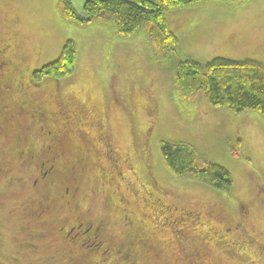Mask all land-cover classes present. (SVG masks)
Instances as JSON below:
<instances>
[{
	"label": "rangeland",
	"instance_id": "1",
	"mask_svg": "<svg viewBox=\"0 0 264 264\" xmlns=\"http://www.w3.org/2000/svg\"><path fill=\"white\" fill-rule=\"evenodd\" d=\"M72 2L79 13L86 15L84 4L87 0ZM57 3L58 0H0V53L3 51L0 57L5 56L15 67L13 72L6 73L10 75V81L4 85L0 79V92L9 87L8 97L12 102L27 93V98L43 99L44 105L50 107V98L55 91L53 83L72 84L82 99L98 100L102 108L105 104L108 112L106 130L110 136H117L122 149L134 148L136 152H139L135 144L137 135L132 125L140 127L145 125V120L143 123V117L132 120L131 115L138 114V117L147 113L145 106L153 105L150 109L160 112V122L151 134L150 159L156 179L165 186L166 203L200 211L209 223L212 221L218 227L216 237L223 236L219 243L206 238L203 239L206 242L201 243L203 236L190 234L200 243L193 248L204 250V245L210 252L207 258H217L222 264H241L238 258L244 261L243 264H249L250 253L259 250L251 247L253 240L262 242L264 238V119L253 110L237 114L226 107H212L202 97L182 101L173 88L174 72L168 62L152 49L144 33L122 40L115 37V30L104 25L79 28L67 24L61 19ZM176 13L170 12L175 16L174 20L177 19L171 27L183 36L179 44L181 58L206 63L220 56L234 60L253 58L264 63V0H212L201 7H190ZM180 22V27L176 26ZM69 38L79 43L76 69L70 77L60 81L46 77L38 82L42 85L36 88L33 72L58 59ZM66 105L63 104L64 116L68 117L71 114ZM57 123L64 124L66 129L72 128L67 120L59 119ZM40 125L41 121L36 118L21 119L12 126L13 132L7 130L6 135L0 138V163L4 164L0 165L1 169L4 168V173L0 170V264H69L65 253L55 250L46 233L39 236V230H33L35 222L23 217L22 206L35 196L29 190L33 188L29 187L25 192L8 186L9 177L20 175L22 171L23 149L31 138L36 144L38 137L44 136ZM18 136L20 140L17 142ZM71 136L79 138L74 131ZM162 139L191 144L197 150L199 161H211L228 169L234 180L231 189L217 191L203 181L175 177L162 160ZM83 142L90 148V141ZM98 142L105 146L102 141ZM82 145L72 141L71 152L78 158ZM138 157L134 160L135 169H144V161ZM89 160L86 166H79L82 171H76L75 168L79 170L78 163L74 167L75 182L80 181L81 186L78 193L80 205L93 216L111 221L110 229L117 240L125 239L131 231H144V225L153 231L158 229L155 233L157 241L148 240L149 248L145 254L149 256L154 252L155 256L157 252L165 258L170 255L171 264H181V261L187 264V258L181 260L179 255L183 252L181 244L188 233L181 223L189 219H174L176 225L172 226L166 222L164 214V217L160 216L162 213L156 205L141 202V195L148 196L143 188L148 189V184H151L148 180L146 183L143 174L141 182L145 185L140 184L137 191L126 184L128 189H132L131 193H125L128 194L126 197L130 201L135 200L128 216H124L123 209L119 208L120 203H124L123 199L120 201L122 197L116 195L119 207L111 204L107 207L106 190L118 194L117 184L120 185L121 180L117 176V168L116 176L111 169L112 179L108 175L103 180L99 177L98 168L103 173H107V169L99 161ZM122 169L138 182L135 174ZM24 172L26 175L30 171L23 169ZM77 172L82 175L81 180ZM2 191L7 195L1 194ZM247 238L252 239L250 247L234 252L233 239L243 242ZM150 247L158 250L152 251ZM192 262L198 263L197 260ZM256 264H264V258Z\"/></svg>",
	"mask_w": 264,
	"mask_h": 264
},
{
	"label": "trees",
	"instance_id": "2",
	"mask_svg": "<svg viewBox=\"0 0 264 264\" xmlns=\"http://www.w3.org/2000/svg\"><path fill=\"white\" fill-rule=\"evenodd\" d=\"M211 1L212 0H87L84 4L86 12V15H84L78 12L72 0H58L57 10H59L62 21L67 24L71 23L79 28L104 25L111 30H115V37L118 39L125 40L141 32L144 33L147 39H149L152 49L155 50L158 56L164 61L168 62L171 70L174 72L173 88L182 101H191L197 97H202L212 107H226L237 114L245 110H253L264 119V63L262 61L253 58L234 60L228 57L216 56L211 61L201 63L193 59H183L179 55L181 38L178 37L176 31L171 27L175 16L173 17L170 15V12L176 11L178 13L179 10L190 9V7H201ZM78 58L79 43L75 39L69 38L61 50L58 59L48 62V64L43 65L40 69L33 72L32 77L34 82L38 84L39 81L49 76L59 81L60 79L70 77L71 73L76 69ZM63 87L66 92L73 89L72 84L70 85L66 82L63 84ZM150 112L153 113L156 111L155 109L154 111L147 110V113L139 114L137 117L138 119L143 117V119H141L142 123L145 120V125H142V127L148 125ZM158 113L160 112L158 111ZM40 138L46 140V136ZM40 138L38 137L37 146L41 143ZM34 143V138H31L28 145ZM151 143L150 140L148 149L151 147ZM160 149L162 152V160H164L166 167L179 179L186 180V178H189L195 181H203L208 185L210 184L211 187L217 191H229L234 184L231 172L222 165L211 161H199L197 159V150L191 144L173 143L162 139L160 142ZM82 150L84 154L90 152L89 155L86 153L88 157L90 156V159L96 162L99 161L104 168H110L108 170L112 169L115 175V168H117L115 162H111L112 165L110 163L108 164L107 157L105 155L102 157V152L92 150L89 147L86 148V150ZM100 158L101 161L99 160ZM117 172H119V168L116 169V173ZM129 173L135 174L138 182H135L132 177L130 178L128 173H126L128 179L124 180L120 177V185L117 184L119 186L117 191L118 194L112 190H106L107 196L112 194L111 201L116 202L117 196L120 198L123 197L121 193H131L133 188L137 191V187L140 184L145 185L141 182L143 174L146 178V183L151 181V184H148L150 186L148 189L143 188L142 190L148 196L141 195V199L138 195L141 202L144 204L149 202L156 205L158 211L162 213L160 216L162 215V217H164V214L167 219L166 222L172 226L176 225L174 219H189L181 223L186 227L188 233L182 241V248H180L183 252L179 255V259L184 260L187 258V264H193L192 260H197V264H222L216 260L217 258H207L210 252H207V248H205L203 244L204 250L193 248L195 244H200L198 241L193 240L192 235L194 234L201 237L203 236L201 243L205 240L210 241L211 239H214L218 243L222 240L223 236L221 237V235H218L220 237H216V229L218 227L214 226L212 221L209 223L205 219L204 214L200 211L189 208L184 209L177 204L166 203L165 186L159 182V184H156L152 181V176L149 175V172H147L145 168L136 170V172L130 170ZM103 175L106 178L108 177L107 173H103ZM126 181L134 184L131 190L128 189L126 185L128 183H126ZM134 201H130L127 198L126 203H129L128 206L132 207V205H135ZM121 204L123 205V203ZM106 206H109L108 203ZM84 211L87 212L86 208H84ZM191 222H195V224ZM157 232L158 229H156V233ZM152 238L156 240L155 235L152 236ZM204 238L206 239L203 240ZM251 242V238H247V240L244 239L243 242H238V240L233 239L232 245L234 252L237 253L239 250H245L246 247L249 248ZM253 244L251 247L255 249L258 247L259 250H255L256 252L253 250V252L250 253V256H248L250 257L249 264H256V262H260V258H264V254L262 253V248L264 249V238L262 242L258 239L253 240ZM234 246L236 249H234ZM233 250H231V252H233ZM238 260L239 263L241 262V264H243L244 261L242 259L238 258Z\"/></svg>",
	"mask_w": 264,
	"mask_h": 264
},
{
	"label": "flooded vegetation",
	"instance_id": "3",
	"mask_svg": "<svg viewBox=\"0 0 264 264\" xmlns=\"http://www.w3.org/2000/svg\"><path fill=\"white\" fill-rule=\"evenodd\" d=\"M8 61L5 56L4 58L0 57V79L4 81H2L4 85L10 81V75H6V73L15 70V67ZM8 76L9 78H7ZM39 85L42 84H34L36 88ZM53 88L55 91L50 98L52 99L50 107L44 105L43 99L33 100L32 96L27 98V93L12 102L8 97L10 96L9 87L0 92V116L4 117H0V138L6 135L7 130L13 132L12 126L21 119H28V117L41 121L40 128L46 136V140L40 138L41 143L38 146L26 144L27 147L21 153L24 163L20 166L22 170L20 175L9 177L8 186L11 188L15 187L14 189L27 192L29 187H32L33 189L29 190L35 193L32 199L23 204L21 209L23 217L35 222L36 227L33 230H39V236L43 237L46 233L49 242L55 246V250L65 253L66 261L69 264H171L170 255L165 258L157 252L155 256L154 252L149 256L145 254V250L149 248L148 240L155 241L152 236L155 235L156 230L153 231L152 228L144 225V231L139 233L134 230L127 233L125 239L117 240L110 229L111 221L95 217L84 211L79 202L78 193L81 186L79 185L80 181L75 182V169L82 171V167L79 166H86L90 160L86 153L81 152V156L78 158V155H73L71 152L72 141L83 143L82 149L85 150L87 143L83 141H90V148L93 150L95 147V151L102 152V157L104 155L107 157L108 164L112 165L115 162L117 169L119 168L117 176L124 180L128 177L122 168H125L126 172L130 170L136 172L134 160L139 156L138 160L144 161L145 170L152 176V181L157 184L158 180L153 172L150 159L151 147L149 149L148 147L151 134L160 122L158 110L150 112L147 126L132 125L133 132L137 135V141L134 140L135 143L131 138V142L136 144L139 152L132 151L134 148L124 150L121 148L117 136H110L106 130L108 112L105 104L102 108V104L98 100L82 99L75 89L66 92L61 83L54 82ZM63 104H67L71 116H64ZM150 106L145 107L149 111H154L153 108L150 109ZM131 117L132 120L137 119L136 114H132ZM59 119L67 120L69 127L72 126L71 130L66 129L64 124L63 126L59 125L57 123ZM72 131L78 133L79 138L75 139V136H71ZM19 140L18 136L17 142ZM98 140L102 141L105 146L102 147ZM75 163H78L79 170L74 169ZM0 165L4 164L0 163ZM23 169L30 172L25 175ZM0 170L1 173H4V168L0 167ZM98 171L100 179L104 180L103 172L100 168ZM107 174L113 175L111 170H108ZM78 175L81 180L82 175L80 173ZM126 182L130 187H134V184ZM1 194L7 195L5 191H2ZM111 195L107 196V203L119 207L116 202L111 201ZM127 195L121 193L123 197L120 199V201L122 199L125 201L119 207L123 209L124 216H128L127 213L131 209L128 206L129 203H126ZM113 200L115 201L114 197ZM150 250L158 249L150 247ZM181 264L184 263L181 262Z\"/></svg>",
	"mask_w": 264,
	"mask_h": 264
},
{
	"label": "crops",
	"instance_id": "4",
	"mask_svg": "<svg viewBox=\"0 0 264 264\" xmlns=\"http://www.w3.org/2000/svg\"><path fill=\"white\" fill-rule=\"evenodd\" d=\"M173 21H175V20H173ZM172 21V22H173ZM176 21H177V19H176ZM176 21H175V24H176ZM180 25H181V22H180V24H177L176 26H178V27H180ZM176 33H177V35H178V37L179 38H181V39H183V36L181 35V34H179V32L178 31H176ZM234 39H232V41H233ZM225 53H222L221 55H224Z\"/></svg>",
	"mask_w": 264,
	"mask_h": 264
}]
</instances>
